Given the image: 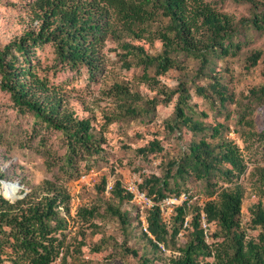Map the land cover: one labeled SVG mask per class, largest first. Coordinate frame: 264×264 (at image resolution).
Returning <instances> with one entry per match:
<instances>
[{
  "label": "trees",
  "instance_id": "trees-1",
  "mask_svg": "<svg viewBox=\"0 0 264 264\" xmlns=\"http://www.w3.org/2000/svg\"><path fill=\"white\" fill-rule=\"evenodd\" d=\"M29 9L31 25L24 35L8 45L0 46L1 89L8 92L15 105L23 112H30L47 128L61 132L67 140V154L70 162L74 159L92 156L103 152L104 139L99 140L94 133L93 121L80 118L65 103V96L50 85L49 79L38 74L33 59V51L38 46L51 45L62 64L78 69L85 67L92 77L104 70V51L109 41L121 42L125 58L133 55L143 66L141 80L152 85L156 76L165 75L173 69L181 70V62L175 56L185 54L200 62V75L214 70L211 65L215 58L236 57L244 48L241 37L247 29L264 32V1L230 0L247 3L252 8V17L237 20L233 15L219 10L211 0H21ZM229 0H220L226 2ZM165 21L157 30L153 25ZM160 41L162 51L150 54L138 42ZM263 57L262 51L253 53L249 66L256 67ZM128 62V61H126ZM154 68L156 76L148 70ZM211 88L222 103L228 101V89L222 81L210 75ZM125 116L149 115L155 111L159 101L155 98L146 101L147 108L139 109L137 104L143 100L139 93L131 92L123 85H115ZM197 93L210 98L207 88L198 86ZM179 94L175 107V124L172 131L183 126L194 134L206 131L203 123L189 116L191 94L185 83L166 93L163 102L170 103ZM253 96L264 97V87L252 89ZM251 128L254 123L249 122ZM224 125L213 127L212 139L192 141L182 157L170 163L164 180L157 177L145 180L149 194L157 200L172 193H180L179 184L172 189L170 180L194 176L205 180L212 189L210 196L215 199L205 203L203 210L207 223H216L218 230L207 240L202 227L201 208H197L190 226L185 227L186 206L177 208L171 229L163 222L158 207L149 211L147 221L149 232L145 233L156 250H173L164 264H264V232L257 239H246L241 225L244 204V190L241 185L219 187L213 179L220 178L225 183H233L246 173L247 164L239 145L221 138ZM249 136L264 139V132L250 131ZM159 140H153L139 151L154 154L163 151ZM260 191L264 198V168L260 170ZM6 176L0 174V189ZM103 183H106L104 180ZM124 184H115L113 195L121 201L131 200ZM72 196L68 190L50 180L34 186L29 193L11 202L0 194V264H54L62 259L67 262L64 239L60 232L68 227L71 215ZM97 212L96 207H82L78 216L89 222ZM124 223L126 213L111 208ZM252 224L264 231V204L259 201L251 209ZM183 230L188 238L183 245L177 239ZM171 242L174 247L171 246ZM96 252L100 248L94 249ZM126 252L140 259V264H155V260L140 255L136 249L126 248ZM212 259V261H209Z\"/></svg>",
  "mask_w": 264,
  "mask_h": 264
},
{
  "label": "rangeland",
  "instance_id": "rangeland-1",
  "mask_svg": "<svg viewBox=\"0 0 264 264\" xmlns=\"http://www.w3.org/2000/svg\"><path fill=\"white\" fill-rule=\"evenodd\" d=\"M211 1L216 8L237 20L252 17V8L247 3ZM25 7L26 2L21 0H0L1 47L20 39L25 30L31 25L35 26L31 24L30 11ZM163 24L165 21H158L153 25V30ZM240 39L244 42V48L239 55L215 58L211 73L208 69L206 75L201 76L199 60L180 53L175 57L181 62V70L173 69L161 76H156L154 68L148 70L150 76L157 79L152 85L141 80L144 71L139 60L133 55L125 58L121 42H108L104 51V70L95 77L85 67L72 69L59 62L51 45L36 47L33 63L38 67V74L46 76L50 85L65 96V103L76 115L92 119L96 137L104 139L101 144L104 150L100 154L78 157L70 162L66 137L59 131L47 128L34 114L21 111L11 95L0 86V174L6 176L0 194L15 202L46 180L63 185L68 190L72 196L71 215L67 217L68 227L59 233L65 242L68 264H140V259L127 253L126 248L136 249L140 255L154 259L155 264H164L173 250H156L145 237L142 217H148L150 210L142 209L131 200L121 201L113 192L108 194L106 184H116L118 181L124 184L136 176L141 180V189L149 192V186H142L146 179L157 177L164 180L170 163L179 160L192 141L206 138L210 143H218L219 139H212L211 134L214 126L222 124L221 138L239 145L247 170L233 183L227 184L220 178H214L213 182L225 188L236 184L242 186L244 204L241 225L246 239H257L264 231L252 224L251 209L259 201L264 204L260 191L264 139L249 136V132H264V97L251 94L252 89L264 87V32L247 29ZM137 44L143 45L153 55L162 51L160 41ZM257 51H262L263 57L256 67H250L248 58ZM210 75L219 78L228 89L227 102L222 103L213 92ZM1 80L0 74V84ZM181 83L186 84L191 94L188 114L195 121L203 123L205 132L194 134L186 126L175 131L170 128L175 124L179 94L167 104L163 102L165 92L176 90ZM118 84L143 97L137 104L139 109H146V101L156 98L159 104L155 111L149 115L125 116L114 91ZM198 86L207 88L210 98L199 96ZM249 122L254 123L253 129ZM155 139L164 148L162 152L144 155L139 151ZM91 171L94 174L90 181H82V175ZM104 180L106 183H103ZM176 182L181 192L199 196L204 204L216 197L210 196L212 189L205 180H198L194 176L185 180L171 179L172 189H177ZM175 194L178 193L171 195ZM198 203L192 202L186 206L189 226L199 207ZM82 207L97 209L89 222L78 216ZM111 208L126 213L127 222L114 215ZM175 215L168 222L163 220L169 229ZM217 230L216 223L209 224L208 241ZM187 238L188 232L183 230L177 239L178 245H183ZM171 246L174 247L172 242ZM98 247L100 251L96 252L94 249ZM54 264H63L61 257Z\"/></svg>",
  "mask_w": 264,
  "mask_h": 264
},
{
  "label": "built area",
  "instance_id": "built-area-1",
  "mask_svg": "<svg viewBox=\"0 0 264 264\" xmlns=\"http://www.w3.org/2000/svg\"><path fill=\"white\" fill-rule=\"evenodd\" d=\"M94 174V171H91L90 173L83 174L81 177V180L84 182H89L91 179V176ZM141 180L134 176L131 179H129L126 183H124V190L126 193L131 195V201L140 206L142 209L152 210L155 207H158L161 212V217L165 222L170 221V219L176 214L177 208L180 206H190L192 202H199V207L201 208V221H202V227L205 230L206 236H208V226L206 214L203 210V207L205 204L200 201V197L197 195H192L186 192H180L175 195L167 196L162 199L157 200V196L151 195L148 192L141 189V185L139 184ZM115 188V183L108 182L106 184V192L108 194L112 193ZM189 218H185L184 226H189ZM142 222L144 226V230L147 234H150L149 232V224L147 221V216L142 217ZM153 238V236H151ZM162 248L165 250L163 245H161Z\"/></svg>",
  "mask_w": 264,
  "mask_h": 264
}]
</instances>
